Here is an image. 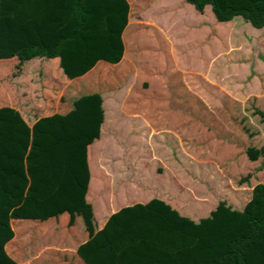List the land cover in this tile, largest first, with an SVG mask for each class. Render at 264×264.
Returning a JSON list of instances; mask_svg holds the SVG:
<instances>
[{"label":"trees","instance_id":"trees-1","mask_svg":"<svg viewBox=\"0 0 264 264\" xmlns=\"http://www.w3.org/2000/svg\"><path fill=\"white\" fill-rule=\"evenodd\" d=\"M185 1L200 13L212 6L221 23L242 18L264 29V0ZM130 11L128 0H0V65L58 58L69 81L83 80L82 96L68 113L42 118L32 128L15 108L0 105V264H19L7 248L19 251L21 222L64 215L73 221L92 211L88 148L100 137L103 114L97 93L86 87H95L96 79L100 90L103 78L114 76L109 89L123 84L126 74L104 73L99 65L115 70L128 61L137 40ZM8 71L0 68V77ZM240 182L251 186L243 209L222 201L196 220L153 198L112 214L77 254L85 264H264V181L246 176ZM51 186L56 188L49 196H37Z\"/></svg>","mask_w":264,"mask_h":264},{"label":"rangeland","instance_id":"rangeland-1","mask_svg":"<svg viewBox=\"0 0 264 264\" xmlns=\"http://www.w3.org/2000/svg\"><path fill=\"white\" fill-rule=\"evenodd\" d=\"M128 1L129 23L131 21V30L137 37L127 58L132 71L128 61L115 70L111 64L101 62L99 68L104 69V73H120L121 77L126 74L121 79L123 84L109 89L110 80H116L114 76L103 78L106 85L100 90L96 89L97 81L100 83L96 79L95 87H86L99 98L104 129L108 133L103 131L106 146L112 142L111 138L129 137L130 127L142 128L138 120L150 128L153 120L159 123L160 126L152 129L153 133L164 132L163 128L171 124L172 130L167 128L170 134L167 133L166 138L154 134L150 139L157 160L155 170L162 176V179L157 178L160 182H156L150 195L164 198L181 214L196 220L208 217L222 201L242 209L251 198V186L242 185L240 180L247 176L253 177L256 183L264 181V144H261L264 138L260 135L264 123L258 116L259 112H264V29H255L242 18L221 23L212 6L200 13L185 0ZM41 60L38 63L39 60L32 59L19 65L14 59L0 65L9 69L0 77L1 106H9L5 100L12 101L11 107L22 105L34 120L51 113L59 114V102H62L63 112L72 108L68 102L73 98L65 93V88H79L83 80L70 85L60 69L52 65L54 61ZM80 96L81 93H76L74 100ZM155 98L163 100L165 106L153 104L151 99ZM19 107L13 108L20 113ZM21 113L24 115L23 111ZM176 122L179 125L175 130ZM111 124L114 131L109 127ZM134 131L131 132L134 136L127 139V146H140L135 141L137 129ZM249 149L253 150L250 154ZM59 157L56 151L54 159ZM105 157L110 160L109 155ZM151 158L142 152L131 157L133 160ZM230 163L238 165L239 177L228 179L223 173L224 169L232 168ZM151 167L139 174L132 171L126 179L130 185L127 184L129 195L134 191L136 196H141ZM103 171L102 181L112 186L113 177ZM98 174L93 172L96 182L100 178ZM125 198V204L134 200ZM139 201L138 198L134 202ZM88 202L93 207L98 203L89 196ZM105 204L103 201L102 206ZM19 224H14L16 230ZM7 252L20 262L19 251L13 246L12 250L9 246Z\"/></svg>","mask_w":264,"mask_h":264},{"label":"crops","instance_id":"crops-1","mask_svg":"<svg viewBox=\"0 0 264 264\" xmlns=\"http://www.w3.org/2000/svg\"><path fill=\"white\" fill-rule=\"evenodd\" d=\"M41 59L37 58L36 60H39L38 61L39 63L40 61H42ZM48 61H51V62L54 61L55 64H52V65L55 67V69L58 68V65H59L58 58L50 59ZM61 71L62 70L60 68L59 72L62 75H64L63 72ZM69 82H71L70 85L75 84V81L74 82L69 81ZM75 87H73L71 90H74L77 93L79 91V88L77 87L75 88ZM71 90L68 88H65V93H67L68 95H71L74 101L75 94ZM151 100H153L152 101L153 104L157 106H162V107L165 106V104L162 103L163 100H159L158 98H155V100L154 99H151ZM166 100L170 101L171 99H166ZM73 101L68 102V105L73 104ZM5 103H9V106L11 107L12 101L5 100ZM58 104L60 105L58 106V110H61L59 114L64 115L69 112V111L65 113L63 112L64 108L62 107V102H59ZM15 106L19 107V105H14L13 107ZM19 109L24 112L23 113L24 115H22L21 113L22 111L20 112V114L30 128H32L35 123H37L40 119L43 118L42 117V118H38L34 120V118L30 116L32 114L29 113V110H26L27 108L20 105ZM55 114H58V113H51L50 115H47L46 117L48 116L50 117ZM160 115H163V114H159V116ZM166 115H170V114H166ZM244 115L246 114L244 113ZM152 116L153 118H156V114H153ZM258 116L264 123V112H259ZM128 119H131V118H128ZM134 121L136 122V120ZM138 122L140 123V125L143 124L144 128L135 127V126L130 127V129H128L129 137L126 136L125 139L123 137H120V138L115 137L114 139L111 138L112 142H110V144L107 145L110 147H106L105 139L103 137V131L105 130L104 121L102 120L100 124V137L98 140H96V143L92 145L94 147H90L88 151V163H89L92 177H91V181H90V185H89V189L87 193V201H88V196H89L92 198L93 202L98 201V203L96 204L95 207H93V205L91 204L92 211L87 210L86 212H82V214L77 215L73 219V221L70 219L69 216L64 215L62 217L50 220L49 222H45V223L21 222V224L19 225V231H18L19 236H20L18 239L20 252L17 253L20 259L19 264H85L77 254L78 249L81 246L88 243L95 235H97L105 227L106 223L108 222L112 214H114L115 212L119 211L120 209L124 207L131 206L137 203L146 204L153 198L152 195H150L153 191L152 189H155L154 186H156V182H160V180L158 181L157 178L162 179V176H161V173L160 174L158 173L160 172L159 170L158 171L155 170V164L157 160H156V157L154 156L153 146H151L150 139L154 137L153 136L154 134H156L157 137L164 136L163 138H166L165 135L167 133L170 134V132H167V131H169V129L172 130V126L171 124H169L166 128H163L164 132L155 131L158 133H155V132L153 133L152 129L154 130L157 125L160 126V124L159 123L157 124L155 120L152 121L153 127L151 126V128L147 126L146 123H142L140 120H138ZM113 125L114 124H111L109 126L112 129V131H114ZM174 125L177 126L178 123L176 122ZM125 128H126L125 130H127L128 126L125 125ZM135 129H137V133L135 134H137V138H139V139L136 138L135 141L138 142L140 146L138 147L131 146V145L127 146L126 145L127 139L134 136L131 134V132L132 131L135 132L134 131ZM105 131L107 133V130ZM139 133L141 134L138 135ZM260 135L261 137L264 138V129ZM260 138H256V139H260ZM101 142H103L104 144L100 145ZM256 143H259V140L258 141L256 140ZM261 144H264V141ZM106 148H108L109 153ZM133 152L135 153L133 154ZM141 152L143 153V155L146 153L152 158L149 160L131 159L132 155L133 156L139 155ZM106 154L107 156L109 155L110 160H105V158H107L105 157ZM185 154L187 155V152ZM221 161H224V160L222 159ZM151 165H152L151 169L147 171L148 173L147 177L149 178L144 179L146 180V183H145L144 190L141 192V196L139 195L136 196L137 193H135L134 191H133L134 196L129 195L127 193L129 190L127 184L129 185V183L126 181V179H128L129 176H131L132 171H135L136 173L139 174L140 171L148 169ZM229 165L232 168H230V170L228 171L224 169L223 173L225 175L227 174L228 179L233 178V176L235 178L239 177V175H237L239 172L238 165L236 166L233 163H230ZM123 169L125 170V172H123ZM103 170L107 171L105 172V174H109L111 177H113L114 181H113L112 186L109 184L107 185L102 181L101 174H103L104 172ZM94 171L99 173L98 175L100 178L98 182L93 180ZM154 171L157 173V176L156 175L154 176L155 174ZM151 175L153 176L150 177ZM55 188L56 187L51 186L49 189L48 188L45 189L44 192L47 191L46 193L36 192L39 194L37 196L40 199H44L46 196H49L51 193H53ZM104 189L110 190V192L105 193ZM147 190H150V191L147 192ZM147 193L150 195V197H147L146 195ZM125 197H130V199L134 198V200L131 204H125L124 203L126 201ZM138 198L140 199V201L134 202ZM162 200H165V199L162 198ZM103 201L106 202L104 206H102ZM165 201L170 203L167 200ZM118 205L121 208H119Z\"/></svg>","mask_w":264,"mask_h":264}]
</instances>
